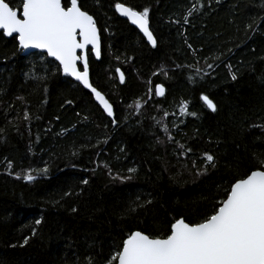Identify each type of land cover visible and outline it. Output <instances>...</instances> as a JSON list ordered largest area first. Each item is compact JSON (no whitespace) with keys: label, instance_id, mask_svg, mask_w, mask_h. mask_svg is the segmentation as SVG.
I'll use <instances>...</instances> for the list:
<instances>
[{"label":"trees","instance_id":"1","mask_svg":"<svg viewBox=\"0 0 264 264\" xmlns=\"http://www.w3.org/2000/svg\"><path fill=\"white\" fill-rule=\"evenodd\" d=\"M9 2L15 7L20 0ZM117 2L150 9L155 47L117 15ZM78 6L97 22L101 56L96 61L87 52L90 82L113 105L117 123L61 73L49 72L40 83L26 78L44 75L50 65L54 71L56 63L39 53L23 56L14 38L0 34V264H86L89 252L103 264L101 256L130 231L162 235L174 219L197 220L235 175L264 158V26L245 31L253 17L264 16V0H78ZM190 7L200 12L185 24ZM157 84L165 88L162 98L155 96ZM182 101L195 117L180 115ZM164 111L171 144L156 142L163 134L152 118L162 119ZM175 141L192 152L179 157ZM205 153L216 158V168L204 170ZM193 159L204 174L196 175ZM44 167L47 174L32 172L36 179L24 181L30 169ZM130 167L137 169L131 180L112 179L128 176ZM138 197L153 203L128 212Z\"/></svg>","mask_w":264,"mask_h":264},{"label":"snow or ice","instance_id":"2","mask_svg":"<svg viewBox=\"0 0 264 264\" xmlns=\"http://www.w3.org/2000/svg\"><path fill=\"white\" fill-rule=\"evenodd\" d=\"M194 2L199 4V0ZM219 2L220 0H216V3ZM115 11L121 17H126L150 45L156 46L157 41L150 30L148 7L137 11L117 2ZM199 12V7L188 8L184 23L188 24L190 17ZM261 26H264V16L258 15L245 25V31L255 32ZM0 34L3 37L14 38L18 42V51L39 50L40 53H46L47 57L56 62L54 71L50 65L43 69L44 75L33 71L26 73V78L40 83L47 78L49 72L53 75L61 73L65 77H71L91 92L92 97L108 117H114L113 105L90 83L87 50L88 46H91L90 51L99 59L100 37L97 22L92 15L78 6V0H71L70 6L67 3L62 4V0H20L15 7L9 0H0ZM41 63L47 62L42 60ZM78 64L83 65L82 70ZM207 66L213 68L212 64ZM117 73L120 83H125L124 74L119 68ZM204 75L209 73L205 72ZM231 79L237 80V75L232 74ZM146 95L149 100L152 98L151 86ZM164 95L165 88L157 84L155 96ZM17 99H23V97H17ZM199 99L208 110L217 111L216 104L207 95L201 94ZM134 106L139 114L143 107L140 100H136ZM128 107L132 108L133 105ZM179 111L181 116H196L195 112L190 111L187 101L181 102ZM168 116L169 113L164 111L162 119L152 118L153 127L163 134V138L157 136L158 144H171L175 140L166 123ZM23 119L25 122L30 121L27 111ZM111 122L114 126L117 123L115 118ZM104 143H107V140ZM175 143L181 149L179 157L192 152V149L185 144L179 141ZM75 154L74 152L73 155ZM200 163L206 171L209 167L216 168L218 162L212 154L205 153ZM192 167L198 169L197 176L204 174L199 170L196 159L192 160ZM8 168H12L11 163H8ZM48 171V167L30 169L23 179L31 183L36 179L32 172L42 175L47 174ZM136 172L135 167H130L128 176L116 175L112 179L121 180V182L131 180ZM15 178L21 177L16 174ZM81 183L87 185L89 181L82 179ZM152 203L151 199L142 201L138 197L133 202L134 206H130L127 211L136 212L137 208H145ZM72 211L76 212L77 209L74 207ZM35 223L39 225L41 220L37 219ZM35 234L36 231L33 229V235ZM27 243L28 237H25L20 247H24ZM101 259L103 264H264V158H257L255 169H250L243 175H235L233 181L224 189L223 197L215 199L212 209L202 214L197 220L186 222L184 218L174 219L162 235L147 234L141 230L130 231L119 246L110 249L108 255L101 256ZM84 260L86 264H96V258L91 252L84 257Z\"/></svg>","mask_w":264,"mask_h":264},{"label":"water","instance_id":"3","mask_svg":"<svg viewBox=\"0 0 264 264\" xmlns=\"http://www.w3.org/2000/svg\"><path fill=\"white\" fill-rule=\"evenodd\" d=\"M70 2H71V0H70ZM69 6H70V4H69ZM117 15H118L121 19L127 21V18H126V17H121L118 13H117ZM127 22H128V21H127ZM128 23H129V22H128ZM129 25H130L131 27H133L134 29H136V30L138 31V33H139V34L143 37V39L146 41V43H147L148 45H150V44L147 42V39L143 36L142 33L139 32V30H138L134 25H131L130 23H129ZM97 29H98V28H97ZM98 35H99V37H100L99 30H98ZM5 38L10 39V38H12V37H5ZM17 43H18V42H17ZM150 46H152V45H150ZM90 48H91V46H88V50H87V52L90 51ZM20 52H21V51H20ZM21 53H22L23 56H29V55L34 54V53H39V54L46 55V53H40L39 50H34V49H33V50H28L27 52H21ZM90 53L92 54V56L94 57V59H95L96 61H99V60H100V58L97 59V57H96V55H95L94 53H92L91 51H90ZM100 56H101V38H100ZM46 57H47V56H46ZM47 58H48L49 60L53 61L52 58H50V57H47ZM53 62H55V61H53ZM55 63H56V62H55ZM78 67H79L81 70L83 69V65H82V64H78ZM120 72H121V71H120ZM61 75H62L63 77H65L63 74H61ZM117 76H118V78H119V74H118V73H117ZM65 78H69L70 80H72L73 82H75L76 84L79 85V83H78L77 81H75L73 78H71V77H65ZM89 79H90V74H89ZM119 81H120V78H119ZM90 83H91V82H90ZM79 86H80L83 90L87 91V92L92 96L91 92H90L88 89H84L82 85H79ZM162 97H163V96H162ZM162 97H158V98H162ZM92 98H93L95 104L98 106V108L102 111V113H103L108 119L112 120L114 117H108L107 114L103 112V109L99 106V104L96 102V100L94 99V97H92Z\"/></svg>","mask_w":264,"mask_h":264},{"label":"bare ground","instance_id":"4","mask_svg":"<svg viewBox=\"0 0 264 264\" xmlns=\"http://www.w3.org/2000/svg\"><path fill=\"white\" fill-rule=\"evenodd\" d=\"M145 107V106H144Z\"/></svg>","mask_w":264,"mask_h":264}]
</instances>
